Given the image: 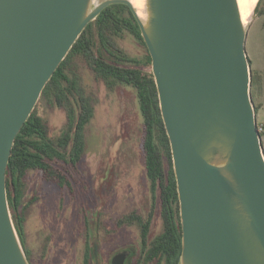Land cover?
Wrapping results in <instances>:
<instances>
[{
  "label": "water",
  "instance_id": "obj_1",
  "mask_svg": "<svg viewBox=\"0 0 264 264\" xmlns=\"http://www.w3.org/2000/svg\"><path fill=\"white\" fill-rule=\"evenodd\" d=\"M113 4L130 7L152 57L180 200L179 264H264V147L251 21L238 0H145L140 10L131 0H0V264H30L8 199L16 138L88 24Z\"/></svg>",
  "mask_w": 264,
  "mask_h": 264
},
{
  "label": "trees",
  "instance_id": "obj_2",
  "mask_svg": "<svg viewBox=\"0 0 264 264\" xmlns=\"http://www.w3.org/2000/svg\"><path fill=\"white\" fill-rule=\"evenodd\" d=\"M254 14L264 15V0H259ZM126 36L141 46L140 54L133 55L119 47L116 38ZM81 64L109 91L127 86L135 90L142 118L138 132L142 136L152 193L149 215L140 217L141 262L179 264L183 229L171 144L151 69L152 57L140 25L126 4L108 6L88 24L44 88L39 101L64 108V126L58 131H50L49 124L35 108L16 138L7 172L8 199L27 256L24 224L28 213L41 198L39 194L28 191L26 178L30 172H38L42 181L55 182L71 193L77 191L75 182L81 174L73 175L71 179L70 173L76 169L80 173L86 151V126L94 117L96 103L94 96L87 94L81 83L77 71ZM256 81L257 76L252 69L253 87ZM156 211L161 214L163 228L151 236Z\"/></svg>",
  "mask_w": 264,
  "mask_h": 264
},
{
  "label": "rangeland",
  "instance_id": "obj_3",
  "mask_svg": "<svg viewBox=\"0 0 264 264\" xmlns=\"http://www.w3.org/2000/svg\"><path fill=\"white\" fill-rule=\"evenodd\" d=\"M250 21L246 50L257 76L252 97L258 107L257 121L264 125V15L254 14ZM116 43L133 55L142 50L130 36L116 38ZM77 71L86 93L96 99L94 117L86 126V151L81 166L87 178H78L74 193L59 192L56 186L42 181L36 171L26 178L28 191L38 192L41 197L27 216V247L32 258L42 264H81L86 228L93 225V218L99 213L111 230L104 245L108 251L119 246L121 239L124 243L137 241L139 229L134 225L118 227L117 220L132 211L147 214L152 207L142 136L138 132L142 118L134 88L109 91L82 64ZM36 109L50 131L64 126V108L39 101ZM261 135L263 140L264 131ZM70 175L72 179L73 171ZM87 179L89 182L84 186ZM162 225L161 214L156 211L151 235L159 233Z\"/></svg>",
  "mask_w": 264,
  "mask_h": 264
},
{
  "label": "flooded vegetation",
  "instance_id": "obj_4",
  "mask_svg": "<svg viewBox=\"0 0 264 264\" xmlns=\"http://www.w3.org/2000/svg\"><path fill=\"white\" fill-rule=\"evenodd\" d=\"M74 171L76 172V174L74 175L79 176L81 174L80 177L84 176L87 178L86 173L81 169V167H80V173L77 171V169ZM50 182L51 181L46 182V184L52 185L54 187L56 186L55 188H57L59 192L61 191L62 193H64L67 191L66 188L56 185L55 182H51V184ZM79 182H81V179L79 180ZM88 182H89L88 179L83 181V185L86 186ZM36 194H38V192H36ZM78 195H79V190H78ZM141 215L148 217L149 213L141 214V212L132 211V212L124 214L122 217H120L117 220L118 227L134 225L139 229V238L137 239V241H134L131 243H124V240L121 239L119 246L108 251L104 245L106 244V241L108 240V237L111 234V230L108 229L106 224L102 221L101 213H99L96 219L93 218V225L92 226L88 225V227L86 228V237H85V242L83 245V254H82L83 257L81 260V264H115L114 259L117 256L120 258H123L122 264H154L153 262H146V263L141 262V248H142L141 227H140L141 226V219H140ZM27 218L28 217H26V221H27ZM26 221L24 224L23 232H24L25 247L28 251L29 262L30 264H42L38 261H35L34 258H32L31 250L27 247L26 232H25ZM153 222H154V217H153L152 225H153ZM162 228H163V225H162ZM151 229H152V226H151ZM87 231H92V233L87 234ZM150 235H151V232H150ZM119 262L120 261H118V264Z\"/></svg>",
  "mask_w": 264,
  "mask_h": 264
},
{
  "label": "bare ground",
  "instance_id": "obj_5",
  "mask_svg": "<svg viewBox=\"0 0 264 264\" xmlns=\"http://www.w3.org/2000/svg\"><path fill=\"white\" fill-rule=\"evenodd\" d=\"M135 7H137L139 10L143 8L145 4V0H131ZM240 11L243 17V20L245 24L249 23L252 16L254 15V10L256 6L258 5L259 0H238ZM139 13L142 15V12L139 11Z\"/></svg>",
  "mask_w": 264,
  "mask_h": 264
},
{
  "label": "built area",
  "instance_id": "obj_6",
  "mask_svg": "<svg viewBox=\"0 0 264 264\" xmlns=\"http://www.w3.org/2000/svg\"><path fill=\"white\" fill-rule=\"evenodd\" d=\"M258 128H259V130H260V132L262 131H264V125L262 124V123H259L258 124Z\"/></svg>",
  "mask_w": 264,
  "mask_h": 264
},
{
  "label": "crops",
  "instance_id": "obj_7",
  "mask_svg": "<svg viewBox=\"0 0 264 264\" xmlns=\"http://www.w3.org/2000/svg\"><path fill=\"white\" fill-rule=\"evenodd\" d=\"M263 143H264V139H263Z\"/></svg>",
  "mask_w": 264,
  "mask_h": 264
}]
</instances>
